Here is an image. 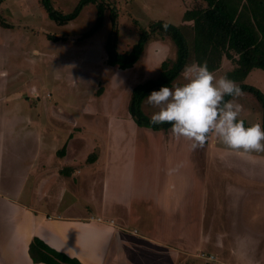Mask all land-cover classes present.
I'll use <instances>...</instances> for the list:
<instances>
[{
	"label": "rangeland",
	"instance_id": "rangeland-1",
	"mask_svg": "<svg viewBox=\"0 0 264 264\" xmlns=\"http://www.w3.org/2000/svg\"><path fill=\"white\" fill-rule=\"evenodd\" d=\"M18 1L26 0H0V74L6 73L4 78L0 76V114L10 117L20 111V115L30 121L29 127L38 129L39 141L43 145L38 162L46 157L48 148L64 139L61 133L76 131L67 123L69 118L76 119L81 126L94 131L103 142L92 137L98 148L86 155V148L80 152V156H84L81 166L87 164L92 155L103 163L108 157L120 163L126 152H130L147 163L157 161L158 167L153 165L158 169L157 175H165L167 180L166 183L159 178L158 181L162 180L158 183L160 190L166 186L169 189L170 180L174 189L183 190L179 199L185 204L184 211L189 213L187 217L184 214L182 224L179 213H173L169 224L188 228V231H182L183 237L178 231L179 242L188 241V257L176 259L175 264H264V153L241 154L228 149L211 134L202 147L190 150V142L174 138L170 129L153 131L133 126L127 110L132 89L157 79L163 62L172 64L176 61L177 48L169 39L150 41L139 60L128 70H119L117 66L106 70L105 43L113 30L112 11L117 13L116 52L123 53L134 49L139 31L147 29L152 22L162 20L180 27L183 13L198 0H95L84 5L79 15L65 25H58L45 16L41 0L34 6L29 1L27 11L41 9L44 16L31 12L33 18L28 19L22 9L14 13L11 7ZM48 1L54 10L67 15L81 0ZM101 5L105 9L101 26L85 36L93 30ZM3 7L17 14L18 19L6 16ZM36 27L38 33H35ZM46 35L56 39L50 40ZM158 47L161 53H155ZM223 60L219 68L210 70L217 78L228 77L235 67L231 61ZM193 62L188 61L186 65ZM183 83L185 81L180 74L171 87ZM243 83L264 95L263 70H252ZM17 93L21 97H13ZM243 93L236 98L243 108L238 119L250 126L261 125L260 103L252 94ZM42 95H49V98L44 100ZM25 97L30 98L31 105ZM145 97L140 110L150 119L156 109L144 103ZM44 103L48 107L54 104V109H45ZM22 120L19 118L13 122L21 123ZM111 121L116 122L120 130L115 137L110 132ZM134 142L140 145L139 151L133 150ZM24 143L26 152L31 155L36 138L27 136ZM108 143L118 146L119 153H113L111 157L102 155L100 147ZM125 145H129L128 148ZM95 170L93 178L98 181L104 176L105 167L99 166ZM120 181L118 178L112 184L119 185ZM27 187L29 183L24 188L25 192ZM254 189L263 196L255 193ZM146 213L145 217H148V211ZM155 215L159 219L163 217L159 212ZM145 222L141 219L138 224ZM245 229L262 238L247 237ZM138 231L141 234L142 231ZM202 234L209 237V241L197 244ZM216 235H221L220 243L213 242ZM239 236L245 237L242 240ZM203 256H213L214 262L205 261Z\"/></svg>",
	"mask_w": 264,
	"mask_h": 264
},
{
	"label": "crops",
	"instance_id": "crops-1",
	"mask_svg": "<svg viewBox=\"0 0 264 264\" xmlns=\"http://www.w3.org/2000/svg\"><path fill=\"white\" fill-rule=\"evenodd\" d=\"M29 1L33 6L35 2L40 3V0L18 1L11 10L16 13L22 9L28 19L36 13L44 16L41 9L27 11ZM3 11L11 19H18L17 14L9 9L3 7ZM31 12L33 15H30ZM35 30L38 33V27ZM160 50V47L156 48L155 53H161ZM4 75L6 73H1V78ZM34 95L37 96L36 93ZM13 97L21 96L17 93ZM42 98L45 100L46 96L42 95ZM28 102L32 104L30 100ZM53 106L48 107L44 103L47 110L54 109ZM14 114L17 115L9 117L0 114V264H35L28 254L29 245L35 238L80 264H175L176 259L188 257V241L178 240V231L183 237L182 231H188V228L169 224L173 213H179L181 224L184 214L187 217L189 213L184 211V202L179 199L183 190L174 189L171 180L169 189L166 186V189L160 190L158 183L162 180L167 183V180L165 175H157L156 160L147 163L126 152L125 159L120 163L109 157L103 163L92 155L87 164L81 166L84 156H80V152L86 148V155L98 148L92 137L103 142L94 131L69 118L67 123L76 131L61 133L64 139L48 148L46 157L38 162L43 146L38 129L29 127L30 121L20 115V111ZM19 118L23 119L21 123L13 122ZM115 124L111 121L110 132L114 137L120 133ZM33 135L36 146L29 155L24 140ZM100 148L102 155L110 157L120 150L109 143ZM140 149V145L134 142L133 150ZM117 164L120 169L116 168ZM99 166L105 167L104 176L95 181L93 175ZM111 170L116 173L113 175ZM118 178L121 179L120 184H112ZM159 178L162 180L158 181ZM28 183L29 188L25 192ZM254 191L259 193L258 189ZM146 211L148 217H145ZM155 212L162 213L163 217L157 218ZM141 219L146 220L143 226L138 224ZM138 230L142 231L141 234ZM243 231L248 233V229ZM248 234L247 237L253 236L256 240L262 238ZM220 236L216 235L213 242L220 243ZM239 237L243 240L245 236ZM208 241L209 237L202 234L197 244Z\"/></svg>",
	"mask_w": 264,
	"mask_h": 264
},
{
	"label": "trees",
	"instance_id": "trees-1",
	"mask_svg": "<svg viewBox=\"0 0 264 264\" xmlns=\"http://www.w3.org/2000/svg\"><path fill=\"white\" fill-rule=\"evenodd\" d=\"M89 2L95 0H81L71 14L64 15L54 10L48 0H41L49 20L58 25H65L74 20L82 7ZM196 3L183 13L180 27L162 20L152 22L147 29L139 31L134 49L123 53L116 52L117 13L111 12L113 30L105 43L108 66H117L121 70L131 68L142 56L150 41L169 39L177 48L176 61L172 64L163 62L157 79L149 80L132 89L127 106L130 118L138 127L168 131L170 124L151 125L149 118L141 113L140 104L143 98L161 86L171 87L188 61L206 62L212 71L219 68L225 59L235 65L228 78L237 82L242 92L255 96L260 103L261 127L264 130V95L243 83L252 70L264 71V0H198ZM99 8L96 24L85 36L101 26L105 9L103 5ZM48 39L56 38L48 36ZM230 98L225 97L226 100ZM244 124L245 127L250 126L245 121ZM28 254L35 264H80L50 249L36 238L29 245Z\"/></svg>",
	"mask_w": 264,
	"mask_h": 264
},
{
	"label": "clouds",
	"instance_id": "clouds-1",
	"mask_svg": "<svg viewBox=\"0 0 264 264\" xmlns=\"http://www.w3.org/2000/svg\"><path fill=\"white\" fill-rule=\"evenodd\" d=\"M181 75L182 85L161 86L145 97L144 103L156 109L149 119L151 125L170 124L173 137L189 141L190 150L202 147L211 134L241 154L264 153L261 125L245 127L238 119L243 108L236 98L244 93L235 81L217 78L206 62L185 65Z\"/></svg>",
	"mask_w": 264,
	"mask_h": 264
},
{
	"label": "built area",
	"instance_id": "built-area-1",
	"mask_svg": "<svg viewBox=\"0 0 264 264\" xmlns=\"http://www.w3.org/2000/svg\"><path fill=\"white\" fill-rule=\"evenodd\" d=\"M46 98H49V95H46ZM204 258L209 260V261H214V257L213 256H207V257L203 256V259Z\"/></svg>",
	"mask_w": 264,
	"mask_h": 264
}]
</instances>
